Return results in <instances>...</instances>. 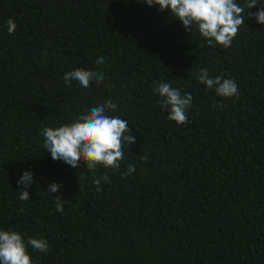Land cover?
I'll use <instances>...</instances> for the list:
<instances>
[{"label": "trees", "instance_id": "1", "mask_svg": "<svg viewBox=\"0 0 264 264\" xmlns=\"http://www.w3.org/2000/svg\"><path fill=\"white\" fill-rule=\"evenodd\" d=\"M237 3L244 24L223 49L141 0H0V230L47 240L46 253L28 247L33 264H264V24ZM204 68L235 80L239 98L201 84ZM75 69L104 82L68 87ZM154 82L193 96L186 127L167 119ZM107 100L136 140L121 168L93 175L53 160L42 129Z\"/></svg>", "mask_w": 264, "mask_h": 264}, {"label": "clouds", "instance_id": "2", "mask_svg": "<svg viewBox=\"0 0 264 264\" xmlns=\"http://www.w3.org/2000/svg\"><path fill=\"white\" fill-rule=\"evenodd\" d=\"M149 7L159 6V11H169L170 15L180 21L187 32H193L195 28L199 35L204 38L210 47L217 45L223 49L231 46L237 37L241 25L244 24V7L237 0H141ZM248 9L258 8L255 13L249 11L248 18H254L257 23L264 24V3L261 0H245ZM9 34H14L17 24L12 18L7 20ZM97 65L105 63L104 58H99ZM105 76L102 71L75 69L64 75L65 83L72 86V81H78L81 89L91 87L95 81L97 85L104 82ZM196 79L208 89H215L218 96L239 98L238 84L233 79L222 76L209 77L207 68L200 69ZM154 93L161 97L160 107L168 112L167 119L186 127L190 121L187 111L190 109L193 96L190 93L181 94V90L173 88L167 82H154ZM118 105L112 100L100 103L98 106L87 110V114L79 116L72 122L59 127H46L42 129L44 137V149L48 150L51 158L62 161L71 169H77L83 162L95 175L98 168L117 171L121 168L124 159V146L136 143L131 135L128 121L121 116L108 115L109 111L115 112ZM141 159L147 157L141 155ZM135 166L129 164L126 172H121L122 178L132 175ZM34 175L25 171L17 181L23 185L18 193L20 201L30 199V188ZM109 181L107 172L102 177L93 179V183L100 191L101 181ZM60 185L53 182L49 185L48 194L58 192ZM56 199V211L63 212V202L60 195ZM34 250L47 252L49 245L47 240L29 237L27 243L22 235L16 231L0 230V264H33L32 256L28 247Z\"/></svg>", "mask_w": 264, "mask_h": 264}]
</instances>
